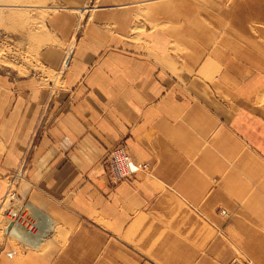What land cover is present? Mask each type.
<instances>
[{"label":"crops","instance_id":"1","mask_svg":"<svg viewBox=\"0 0 264 264\" xmlns=\"http://www.w3.org/2000/svg\"><path fill=\"white\" fill-rule=\"evenodd\" d=\"M141 3L49 1L36 58L0 65V198L25 162L19 198L58 225L36 245L6 231L0 264H94L77 256L103 235L138 252L121 237L140 217L197 246L218 222L226 264H264V55L232 63L226 36L168 32L161 5L136 31ZM116 146L148 170L110 180Z\"/></svg>","mask_w":264,"mask_h":264},{"label":"rangeland","instance_id":"2","mask_svg":"<svg viewBox=\"0 0 264 264\" xmlns=\"http://www.w3.org/2000/svg\"><path fill=\"white\" fill-rule=\"evenodd\" d=\"M49 1L52 2V0H0V65L15 64L16 59L36 58L45 18L54 11L48 9ZM131 1L142 2L139 6L146 7L137 19L151 21L148 23L150 25L143 24V27L136 31L142 32L156 26L152 22L154 16L157 17L158 14L153 10H158V6L161 5L166 8L163 20L168 22L166 27L168 32L172 30L169 22H176V30H182L184 39L196 36L195 33L198 31L209 32L213 37L226 36V56L230 55L232 63L239 64L240 54L246 55L249 62L251 59L261 60V55H264V0ZM149 10L153 12H150V16ZM85 13L80 12L81 18L85 19ZM195 21H200L202 28L196 29L192 24ZM81 29L79 28L78 34ZM55 84H59V78L55 79ZM31 147L32 143L27 150L26 158ZM13 172L14 170L8 176L5 192L8 190ZM109 179L114 181L110 176ZM20 191L21 185L18 187V194ZM29 209L35 210L33 207ZM35 216L37 229H58V225L54 223L51 227V221L45 214L35 210ZM158 224V221H145L141 217L130 221V228L126 230L128 235L121 238L140 252H132L122 244L114 243L107 235H103L101 246L98 244L94 247V252H90L88 247L82 248L77 258L94 264H226V234H223L220 223L216 222L213 225L211 236L200 238L198 246L188 237L165 236L164 229H160ZM11 228L10 225L6 231H11ZM6 231L0 233V244L5 240ZM24 232L30 234L26 229ZM35 243L37 241H34V245ZM205 248L211 249L212 252H203ZM235 258L243 259L246 256L238 254L233 259Z\"/></svg>","mask_w":264,"mask_h":264},{"label":"built area","instance_id":"3","mask_svg":"<svg viewBox=\"0 0 264 264\" xmlns=\"http://www.w3.org/2000/svg\"><path fill=\"white\" fill-rule=\"evenodd\" d=\"M105 163L108 166V173L114 181H120L135 172L147 171L146 162H133L123 147L116 146L106 152ZM25 168L21 164L11 175L8 190L0 201V233L4 231V220L10 218L13 223L23 225L30 233L37 230V221L32 216L28 208V202H23L19 198L18 186L24 178ZM219 213L226 216L225 209L220 208ZM230 264H253L252 260L247 258H235Z\"/></svg>","mask_w":264,"mask_h":264},{"label":"bare ground","instance_id":"4","mask_svg":"<svg viewBox=\"0 0 264 264\" xmlns=\"http://www.w3.org/2000/svg\"><path fill=\"white\" fill-rule=\"evenodd\" d=\"M130 157V156H129ZM132 160V159H131ZM133 161V160H132ZM133 162H135V161H133ZM136 163H139V162H136ZM138 172H140V171H138ZM136 173V172H135ZM131 175V174H130ZM125 179V178H124ZM22 201V200H21ZM28 206V208H30L31 206L30 205H27ZM31 211V213H32V216L35 218V221H37V217L35 216V210H30ZM41 217H42V215H41ZM40 217V218H41ZM4 224H6L5 226H4V232L6 231V230H8V228L10 227V225H11V234H13V235H15V236H17L18 238H22V237H24L25 235H26V237L28 236V238L29 239H31L32 241H37L38 242V240L40 239V237H38V236H36V234H34V235H31L32 233H30V234H26L25 232H24V229H25V227L23 226V225H20V224H18V223H13L12 222V220L10 219V218H8V219H5L4 221ZM48 225V224H47ZM44 226V225H43ZM49 227V226H48ZM42 229V228H41ZM26 237H24V238H26ZM34 243V242H33ZM36 244V243H35Z\"/></svg>","mask_w":264,"mask_h":264}]
</instances>
